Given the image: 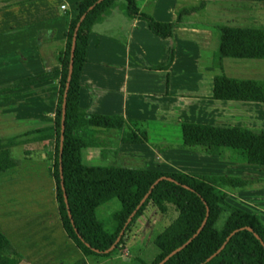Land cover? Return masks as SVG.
<instances>
[{"label": "crops", "instance_id": "0c3cea01", "mask_svg": "<svg viewBox=\"0 0 264 264\" xmlns=\"http://www.w3.org/2000/svg\"><path fill=\"white\" fill-rule=\"evenodd\" d=\"M77 1L0 0V93L9 95L1 106L7 117L0 113V146L7 145L10 158L18 162L0 172V189L6 188L0 192V232L22 256L19 264H73L85 258L63 230L51 175L58 58ZM210 1L138 0L141 13L162 23H172L181 10L202 4L182 17L168 39L129 18L125 0H117L92 27L79 77V107L89 115L138 121L136 129L147 134L148 142L122 143L127 128L89 130L94 145L82 151V160L84 154L87 160L104 157L105 164L114 162L119 168L163 173L227 175L222 166L236 173L256 168L231 162L227 154L219 160L200 149H184L181 141L164 143L170 137L157 144L149 141L156 132L168 133L181 124L264 130L252 126L264 103L212 98L216 76L255 75L257 66L238 62L246 59H231L226 65L228 59H223L221 69L215 65L218 28L225 26L219 19L202 17Z\"/></svg>", "mask_w": 264, "mask_h": 264}, {"label": "trees", "instance_id": "16d2710c", "mask_svg": "<svg viewBox=\"0 0 264 264\" xmlns=\"http://www.w3.org/2000/svg\"><path fill=\"white\" fill-rule=\"evenodd\" d=\"M117 0H103L92 10L89 7L97 0H78L76 16L65 34V48L58 58L60 64L59 92L55 110L54 159L51 175L55 182V198L61 224L66 235L83 253L85 258L73 264H88L87 257H107L122 247L125 234L151 205L160 214L173 207L176 217L170 227L178 241L172 248L186 242L200 227L208 209L205 226L192 242L168 259L165 264H201L215 253L227 236L240 228H251L252 232L240 230L226 243L221 252L205 264H264V247L256 239L257 234L264 244V223L257 215L243 211L228 201V191L241 190L251 181L231 175H200L186 173H163L148 170L119 168L115 166H86L82 162V151L93 146L89 130L121 131L127 133L122 143L143 144L148 142L145 132L136 129L138 121L124 120L121 116L89 115L79 107V77L86 62L87 37L92 27L108 15ZM138 0H125V14L147 24L153 35L160 39L171 37L172 29L181 23L182 17L198 11L202 4L190 10H181L172 23H162L141 13ZM248 1L264 3V0H216ZM76 35L73 69L66 97L64 140L62 148V175L65 194L73 224L67 214L60 186L59 142L61 130V109L66 84L70 47L75 26L85 14ZM172 59V50L168 63ZM223 59L264 60V29L219 27L218 44L214 63L221 69ZM212 98L223 101H249L264 103V80H242L219 75L214 78ZM182 147L188 150L200 149L208 155L223 157L230 152L231 162L264 168V130L254 131L244 127H212L197 124L179 126ZM18 162L10 158L7 145L0 146V172L13 169ZM160 181L136 212L125 228L124 234L114 250L108 254L95 253L107 250L113 245L127 218L148 192L150 186ZM116 199L120 209L112 215V227L106 230L97 219L96 210L106 202ZM75 230L77 232H75ZM90 247H87L86 245ZM172 249L153 263L157 264ZM22 256L0 232V264H19Z\"/></svg>", "mask_w": 264, "mask_h": 264}, {"label": "rangeland", "instance_id": "374dc122", "mask_svg": "<svg viewBox=\"0 0 264 264\" xmlns=\"http://www.w3.org/2000/svg\"><path fill=\"white\" fill-rule=\"evenodd\" d=\"M202 17L206 20L219 19V25L224 26H239L243 28H257L264 29V3L248 2V1H216L212 0L208 3V8ZM238 61V60H237ZM232 62L231 59L226 60L225 65ZM247 64H256L255 75H244L230 77L245 78L255 80H264V60H244L238 61ZM226 71V70H224ZM231 74H236V71H229ZM226 73V72H225ZM228 75V74H227ZM8 93H0V113L6 112L5 103L8 100ZM263 114H259L257 120L253 123L254 128H264V107L260 108ZM4 118L7 117L3 113ZM0 115V117H2ZM3 118V117H2ZM3 122V121H2ZM0 127H4L0 126ZM260 131V130H255ZM150 136V142L157 144L159 139L163 137L167 139L164 143L176 144L180 143V132L177 128H171L166 132H156ZM159 138H158V137ZM224 154L231 155L230 152L225 151ZM84 154L83 164L86 166H115L119 167L117 163L112 164L104 162V157H97L95 160H87ZM222 157H219V160ZM223 159V158H222ZM221 159V160H222ZM222 163V162H221ZM130 169H146L133 168ZM220 169V168H219ZM224 169V170H223ZM224 174L231 176H239L246 178L252 183L248 187L241 190L228 191V200L232 205L257 215V217L264 223V168L256 167L251 169L250 173H236L235 171L225 169L222 166ZM200 175H214V174H200ZM5 187H1L0 192L5 191ZM120 209V204L116 199H112L101 205L96 210V217L103 222L106 230L112 227V215ZM176 217V212L173 207H169L165 214H160L151 205L147 206L144 214L137 219L131 226L130 230L125 234L121 248L107 257H97L90 255L87 257L89 264H153L160 256L172 249L178 237L170 227L172 220Z\"/></svg>", "mask_w": 264, "mask_h": 264}, {"label": "water", "instance_id": "95a60500", "mask_svg": "<svg viewBox=\"0 0 264 264\" xmlns=\"http://www.w3.org/2000/svg\"><path fill=\"white\" fill-rule=\"evenodd\" d=\"M103 0H97V2L95 4H93L92 6L89 7L88 11L92 10L93 7L100 3ZM85 14H83L80 18L79 21L77 22L75 29H74V33H73V37H72V41H71V47H70V57H69V65H68V72H67V78H66V84H65V88H64V94H63V99H62V109H61V130H60V142H59V176H60V186L63 192V199H64V203L67 209V214L68 217L70 219L71 224H73L72 218H71V214L69 211V207H68V202H67V196L65 194V190H64V185H63V175H62V148H63V140H64V121H65V108H66V97H67V91L69 89V83L71 80V75H72V69H73V56H74V50H75V43H76V35H77V31L79 29V26L81 24V22L83 21V19L85 18ZM162 180H168L171 182H174L173 179L168 178V177H160L157 180L154 181V183L150 186L148 192L146 193V195L142 198V200L140 201V203L137 205V207L133 210V212L130 214V216L127 218L122 230L120 231L119 235L117 236L115 242L113 243L112 246H110L107 250L104 251H99L97 249H92L93 252L95 253H104V254H108L110 252H112L114 250V248L116 247V245L118 244V242L120 241L122 235L124 234L125 228L127 227V225L130 223V221L132 220V218L134 217V215L136 214V212L139 210V208L142 206V204L145 202V200L147 199V197L149 196V194L151 193L152 189L155 187V185H157L160 181ZM207 217H208V209L206 208V215L204 220L202 221L200 227L196 230V232L183 244H181L180 246H178L177 248L172 249L166 256L163 257V259H161L157 264H165L169 258H171L172 256H174L175 254H177L178 252L182 251L184 248H186L193 239H195L199 233L201 232V230L203 229V227L206 224L207 221ZM247 230L252 232L251 228H240L239 230H234L233 232H231L225 242L221 245V247L215 252L213 253L211 256H209L203 263L201 264H205L209 261H211L214 257H216L221 250L224 248V246L226 245L227 241L238 231L240 230ZM75 232H77L75 230ZM254 236L256 237L257 240L260 241L261 245L264 247L263 242L261 241V239L259 238V236L257 234H254ZM87 247H90L88 244L86 245Z\"/></svg>", "mask_w": 264, "mask_h": 264}]
</instances>
